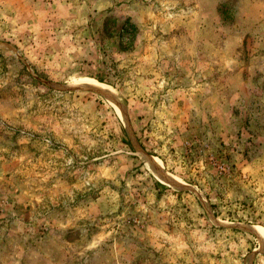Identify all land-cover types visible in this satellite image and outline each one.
Instances as JSON below:
<instances>
[{
	"label": "rangeland",
	"instance_id": "374dc122",
	"mask_svg": "<svg viewBox=\"0 0 264 264\" xmlns=\"http://www.w3.org/2000/svg\"><path fill=\"white\" fill-rule=\"evenodd\" d=\"M252 227L264 0H0V264H264Z\"/></svg>",
	"mask_w": 264,
	"mask_h": 264
},
{
	"label": "bare ground",
	"instance_id": "6f19581e",
	"mask_svg": "<svg viewBox=\"0 0 264 264\" xmlns=\"http://www.w3.org/2000/svg\"><path fill=\"white\" fill-rule=\"evenodd\" d=\"M75 85H78V86H81V87H85L86 89L92 90V91L96 92V94L98 93L101 96H104V98L105 97L106 98L107 97L108 98H114V97L116 98L115 93H113V91L108 86H105V85H103V84H101V83H99L97 81H94V80H91V79H88V78H83V77L80 78L75 83ZM113 105H114V103H113ZM114 106L116 107L117 112H120L118 103L115 104ZM120 106H122V105H120ZM138 153H139V156L141 157L142 162L145 164L146 168L149 171H151L153 173H156L158 175V177L160 178V180L163 181L164 183H169V184L173 183L170 180H168L167 178H165L162 174L159 175V172H158L159 171L158 170V166L159 165H158V163L156 161H154L151 158H149V155L145 154L141 150ZM253 233L257 237L260 251L264 252V229L263 228H257V227L253 228Z\"/></svg>",
	"mask_w": 264,
	"mask_h": 264
},
{
	"label": "trees",
	"instance_id": "16d2710c",
	"mask_svg": "<svg viewBox=\"0 0 264 264\" xmlns=\"http://www.w3.org/2000/svg\"><path fill=\"white\" fill-rule=\"evenodd\" d=\"M98 81L99 82H103L102 79H98ZM117 124H118L119 129H120V134L119 135H120L121 141L126 143V144H128V145H130L128 140H127V138H126L125 131H124V128H123L122 124L119 121L117 122ZM140 146L145 152L149 153V151L145 148V146H143V144L141 142H140ZM130 148L132 149L131 145H130Z\"/></svg>",
	"mask_w": 264,
	"mask_h": 264
},
{
	"label": "water",
	"instance_id": "95a60500",
	"mask_svg": "<svg viewBox=\"0 0 264 264\" xmlns=\"http://www.w3.org/2000/svg\"><path fill=\"white\" fill-rule=\"evenodd\" d=\"M138 146V145H137ZM141 146H138V148H140ZM141 150H143L142 148H140ZM144 151V150H143Z\"/></svg>",
	"mask_w": 264,
	"mask_h": 264
}]
</instances>
